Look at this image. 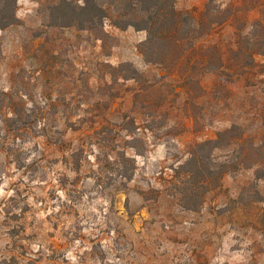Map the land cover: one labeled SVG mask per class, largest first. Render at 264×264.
<instances>
[{"label":"rangeland","instance_id":"374dc122","mask_svg":"<svg viewBox=\"0 0 264 264\" xmlns=\"http://www.w3.org/2000/svg\"><path fill=\"white\" fill-rule=\"evenodd\" d=\"M53 1L17 0L0 29V264H264V47L247 39L264 0H176L209 7L179 63L110 17L60 27ZM234 126L245 141L211 159L237 169L211 189L180 169Z\"/></svg>","mask_w":264,"mask_h":264},{"label":"trees","instance_id":"16d2710c","mask_svg":"<svg viewBox=\"0 0 264 264\" xmlns=\"http://www.w3.org/2000/svg\"><path fill=\"white\" fill-rule=\"evenodd\" d=\"M16 2L17 0H0V29L12 26L17 22ZM175 2L176 0H83L82 4H78L73 0H54L51 6V14L56 19V25L60 27L75 26L80 30L100 31L105 34L103 22L110 17L117 27L123 29L134 27L137 30H144L147 32V38L142 43L141 50L148 61H151L149 60V52L162 51L165 57L170 56V53L177 55L176 58L179 63L187 59L184 45L186 42L196 39L193 32L198 29L200 21L209 15V7L199 17H195L190 13L176 10ZM210 27L207 34L213 30V26ZM256 27L260 28L261 33L259 31L258 33L264 36V17L257 20ZM243 37L241 33L238 34V38ZM247 39L250 42L255 39L254 46L261 45L264 47V37L260 38L256 33H252V37ZM2 95L5 96L6 94L2 93ZM26 115L24 108L19 107L17 111L10 112L1 121L9 127L10 131L23 132L29 124ZM238 130L239 127L234 126L220 133L216 139L195 144L192 158L180 169H184L186 173H189L187 175L192 177L200 173L201 166H205L208 176L207 178L204 177L202 183L207 189H211L215 174L219 177H217L218 181L227 172L238 168L239 164H234L231 160H225L218 165L212 164L211 159L214 150L229 149L237 141L242 143L245 141L243 133L238 134ZM254 145L251 146L254 147ZM257 149L252 148V151ZM204 150H207V153H204ZM240 152V155L245 154L243 149ZM187 165L193 166L196 170L192 172L186 170L185 166ZM256 165H258V170L263 166V162L252 164L251 167ZM262 177L258 175V179ZM189 209L195 210L196 208Z\"/></svg>","mask_w":264,"mask_h":264}]
</instances>
